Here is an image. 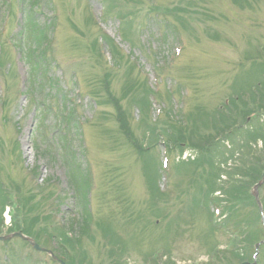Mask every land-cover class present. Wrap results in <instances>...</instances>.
<instances>
[{
	"label": "rangeland",
	"instance_id": "1",
	"mask_svg": "<svg viewBox=\"0 0 264 264\" xmlns=\"http://www.w3.org/2000/svg\"><path fill=\"white\" fill-rule=\"evenodd\" d=\"M2 2L0 232L24 230L58 260L14 238L0 241V264H61L60 254L68 264H215L225 231L247 215L211 220L202 190L227 201L254 154L264 169V0H13V15ZM41 29L54 68L35 74ZM65 111L83 128L69 125L63 143ZM218 112L225 119L206 123ZM155 119L157 131L192 121L190 140L242 126L207 151L195 141L170 151ZM259 174L243 178L245 194ZM154 181L166 191L157 203ZM250 236L235 246L252 258Z\"/></svg>",
	"mask_w": 264,
	"mask_h": 264
},
{
	"label": "trees",
	"instance_id": "2",
	"mask_svg": "<svg viewBox=\"0 0 264 264\" xmlns=\"http://www.w3.org/2000/svg\"><path fill=\"white\" fill-rule=\"evenodd\" d=\"M218 118L225 119V115H224V113L220 112V113L218 114V117H217L216 120H218ZM205 142H206V138L202 139V150H203V146H204ZM254 168H255V167H254ZM254 168H251V169H250V171H249L250 176H251V175H254V173H258V171H257V170H254ZM255 177H256V176H255ZM239 189H240V187H236V186H234V187H232L231 192H232V193H237ZM206 193H207V195H208V191H207ZM232 197H233V199L237 200L238 202H241V201H242L241 199H239L238 194L235 195V196H232ZM234 210L237 211V210H236V207H231L230 212H231L232 214H236V212H235ZM236 257L239 258L238 255H236Z\"/></svg>",
	"mask_w": 264,
	"mask_h": 264
},
{
	"label": "water",
	"instance_id": "3",
	"mask_svg": "<svg viewBox=\"0 0 264 264\" xmlns=\"http://www.w3.org/2000/svg\"><path fill=\"white\" fill-rule=\"evenodd\" d=\"M13 236H18V237H21V238H23L24 240H27V241H30V239H28V238H25L21 233H17L16 235H13ZM11 237H8V238H6V239H10ZM2 239V238H1ZM3 240V239H2ZM32 244H33V246L36 248V249H39V247L35 244V243H33V242H31Z\"/></svg>",
	"mask_w": 264,
	"mask_h": 264
}]
</instances>
